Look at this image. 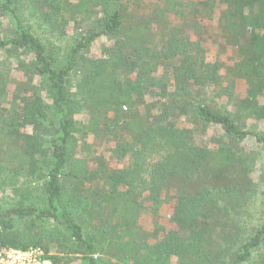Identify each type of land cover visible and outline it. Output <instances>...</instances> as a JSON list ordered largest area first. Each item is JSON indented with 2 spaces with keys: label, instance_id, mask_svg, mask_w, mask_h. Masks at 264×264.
Instances as JSON below:
<instances>
[{
  "label": "trees",
  "instance_id": "obj_1",
  "mask_svg": "<svg viewBox=\"0 0 264 264\" xmlns=\"http://www.w3.org/2000/svg\"><path fill=\"white\" fill-rule=\"evenodd\" d=\"M30 17L81 36L61 55ZM98 40L109 44L89 55ZM215 46L235 54L226 74ZM262 152L264 0H0V181L34 200L0 204V251L39 248L47 264H264V208L243 224ZM164 204L172 227L143 229Z\"/></svg>",
  "mask_w": 264,
  "mask_h": 264
},
{
  "label": "rangeland",
  "instance_id": "obj_2",
  "mask_svg": "<svg viewBox=\"0 0 264 264\" xmlns=\"http://www.w3.org/2000/svg\"><path fill=\"white\" fill-rule=\"evenodd\" d=\"M30 23L32 26V30L33 32L37 35L40 36L44 42H50L51 44H54V47L57 48V50L60 51L61 55H64V53H66L68 50H71L74 43L80 38L81 36V30H79V34H77V30L75 29V24L73 22H70L68 27L64 30V32H58V33H65L62 38L60 37H56L53 36L52 34H50V31L48 29H50V27L47 29L46 31H43V29L37 24V21L34 17H30ZM46 34H45V33ZM109 43L106 40H101V41H96L94 42V44L92 45L91 49H90V54H92V56H99L101 55L102 49L104 47V45H108ZM219 51H217V46H215L211 53H210V59H215L216 57L220 56V54L218 53ZM229 56H226L225 54L220 56L221 58V62L223 63V68H222V74H226L229 70L230 67L232 66L231 63H234V61L230 60L229 57L234 56V52L232 51V49H229L228 53ZM60 56V55H59ZM23 74L22 73H18L15 77L17 78H22ZM238 92H237V97H241L242 96V91L241 89H244V86H241V84L238 85ZM190 128L193 127V130H195L194 132L196 133L195 135H197V137L199 136L198 134V129H196L195 126H189ZM195 128V129H194ZM200 138V137H198ZM206 142L209 143V146L211 148L214 147V143H212L210 141V136H207ZM92 141L93 138H92ZM95 144V143H94ZM109 145H112L109 144ZM95 146L98 147L97 151L99 153H106V155H108V152H106V148L105 145L102 146H98L95 144ZM253 147V148H252ZM247 150L250 151H258L259 147L250 144H247ZM78 152L75 154V158H82L85 155V153L81 152V150H77ZM252 153V152H251ZM113 165L116 167L117 164L114 161ZM253 165V163H252ZM256 172H254L252 175L255 178V182L257 184V186H260V194L259 196H256L252 199V202L250 204V208H249V215L250 217H246L243 219V224L244 225H256L257 223L260 222V217H261V212L264 208V152H262L258 158V160L254 163ZM9 177V175H7ZM2 180L0 181V204L4 205L5 207H10L11 205H15L18 204L20 202H23L25 199V195H28L30 193L27 192L26 189L20 190V192L17 194L16 192L13 191V187L10 186V182L11 180H7L6 176L1 178ZM14 182L18 183V185L20 186L21 181L20 180H15ZM5 183V184H4ZM9 183V184H8ZM29 200L28 202H33V196L28 195ZM171 204H164L163 205V209H161V214L160 216H158V218L154 219L151 214H149L148 212H146L143 216V219L141 221V225L143 227V229L150 231V230H154L155 228H160L163 232H165L166 230H169L172 225L169 221L170 215L172 213L171 210ZM2 252V251H0Z\"/></svg>",
  "mask_w": 264,
  "mask_h": 264
},
{
  "label": "built area",
  "instance_id": "obj_3",
  "mask_svg": "<svg viewBox=\"0 0 264 264\" xmlns=\"http://www.w3.org/2000/svg\"><path fill=\"white\" fill-rule=\"evenodd\" d=\"M0 264H47L42 249H9L0 252Z\"/></svg>",
  "mask_w": 264,
  "mask_h": 264
}]
</instances>
